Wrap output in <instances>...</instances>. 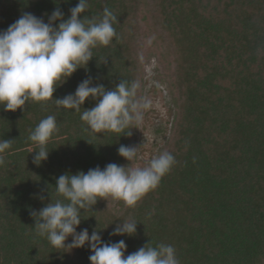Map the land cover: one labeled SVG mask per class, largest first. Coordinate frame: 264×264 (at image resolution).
<instances>
[{"label": "trees", "instance_id": "16d2710c", "mask_svg": "<svg viewBox=\"0 0 264 264\" xmlns=\"http://www.w3.org/2000/svg\"><path fill=\"white\" fill-rule=\"evenodd\" d=\"M78 2L0 0V31L24 12L48 22L59 8L67 19ZM88 3L81 18H99L109 8L118 18L117 37L94 48L87 67L59 86L54 98L74 94L88 77L106 89L122 79L139 81L140 97L148 29L154 43L175 57L180 103L175 129L161 151L170 152L176 163L158 187L135 207L98 199L82 213L77 232L98 230L105 243L124 240L125 256L151 242L172 245L180 264H264V0ZM146 11L160 18L155 25L143 20ZM97 102L89 98L81 112L58 108L54 99L31 101L16 111L0 105V140H13L0 166V264H91L88 245L57 249L37 236L31 212L51 197L62 199L55 191L62 174L109 163L136 167L137 156L129 162L118 148L137 147V129L94 133L80 119ZM48 115L56 117L58 130L47 144L48 159L37 166L38 146L29 135ZM130 216L139 223L137 233L111 235Z\"/></svg>", "mask_w": 264, "mask_h": 264}, {"label": "clouds", "instance_id": "9594fccd", "mask_svg": "<svg viewBox=\"0 0 264 264\" xmlns=\"http://www.w3.org/2000/svg\"><path fill=\"white\" fill-rule=\"evenodd\" d=\"M88 7V0H79L70 9L67 19L57 8L48 22L24 12L6 30L0 31V105L3 110L16 111L31 101L54 99L58 108L81 112L85 101L93 98L98 101L95 106L80 114V119L91 131L122 133L127 129H139L145 111L151 107L149 99L138 97L139 81L122 79L114 88L106 89L103 84L94 86L92 78L88 77L77 86L74 94L54 98L59 86L78 69L87 67L94 58V48L108 46L117 37L114 24L118 18L113 11L105 7L99 18L86 15L81 18ZM57 21H60L58 26ZM57 130L56 117L48 115L30 133L29 140L38 146L33 156L37 166L48 159L47 144ZM131 134L132 131L125 135ZM12 144L13 140H0V166L5 164L4 154ZM137 151V147L123 144L118 148V154L129 162L136 158ZM175 163L174 156L164 151L146 167L109 163L103 169L96 167L86 173L60 175L55 191L62 199L53 201L51 197L45 207L31 212L36 235L46 238L57 249L71 251L88 245L92 252L91 264H180L176 249L170 244L154 247L150 242L125 256L124 240L105 243L98 230H93L91 235L87 228L77 232L82 213L90 211L98 199L111 197L122 200L127 207H135L158 187ZM121 221L111 235L137 233L139 223L134 217ZM69 237L72 241L66 243Z\"/></svg>", "mask_w": 264, "mask_h": 264}, {"label": "rangeland", "instance_id": "374dc122", "mask_svg": "<svg viewBox=\"0 0 264 264\" xmlns=\"http://www.w3.org/2000/svg\"><path fill=\"white\" fill-rule=\"evenodd\" d=\"M142 18L149 26L155 25L160 19L150 16L147 11L142 14ZM144 38L146 50L143 54L140 97L149 99L151 107L145 111L143 122L137 129L136 167H146L166 147L176 126L180 103L175 57L160 44L154 43L148 29L145 30ZM121 202L116 200L115 204Z\"/></svg>", "mask_w": 264, "mask_h": 264}]
</instances>
